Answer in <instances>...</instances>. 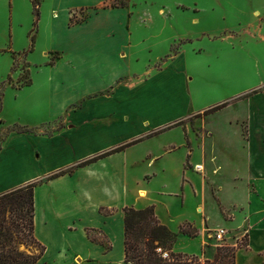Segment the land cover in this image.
<instances>
[{
  "label": "rangeland",
  "instance_id": "374dc122",
  "mask_svg": "<svg viewBox=\"0 0 264 264\" xmlns=\"http://www.w3.org/2000/svg\"><path fill=\"white\" fill-rule=\"evenodd\" d=\"M37 2L38 16L35 0H0V148L12 134L49 133L63 125L60 107L72 89L80 94L74 105L88 104L72 119L118 125L120 138L184 116L182 125L133 145L158 150L172 142L178 164L187 150L181 127L186 132L189 125L195 133L188 143L202 171L213 172L202 154L215 152L223 168L214 177L230 197L233 173L244 171L245 143L238 136L246 137L247 121H264V0ZM69 70L74 75L64 78ZM225 100V108L196 116ZM176 174L169 179L173 186ZM209 194L208 187L207 205L217 219ZM240 230L227 244L247 243V228ZM210 246L217 250L220 244ZM179 247L195 252L198 240L180 241Z\"/></svg>",
  "mask_w": 264,
  "mask_h": 264
},
{
  "label": "crops",
  "instance_id": "0c3cea01",
  "mask_svg": "<svg viewBox=\"0 0 264 264\" xmlns=\"http://www.w3.org/2000/svg\"><path fill=\"white\" fill-rule=\"evenodd\" d=\"M66 74L67 79L74 75L70 70ZM78 95L70 89V98L60 107L66 118L59 128L49 133L12 134L0 148V194L37 182L34 234L46 249L36 264H131L125 258L124 208L149 205L155 206L158 218L172 231L179 232L184 222H192L199 230L194 238L180 234L175 251L212 258L216 248L210 246L214 240L208 236L209 229L226 227L229 239L236 227L240 232L246 227L248 246L237 250L236 264H264V121H247L246 137L242 132L238 136L245 143L244 171L235 170L227 188L230 197H225L214 177V172L223 168L215 152L210 157L202 154L204 163L214 165L212 173L195 171L194 165L202 163L194 155L193 144L188 143L195 133L189 125L186 132L179 126L184 139L181 145L187 150L178 164L171 158L177 150L172 142L161 143L158 150L152 145L143 148L141 142L79 166L136 137L155 134L184 116L148 123L144 132L126 131L120 138L118 125L102 122L91 126L87 120L72 119L73 113L88 106L74 105ZM61 170L65 172L49 177ZM174 173L179 175L175 186L169 181ZM208 187L217 219L207 205ZM214 194L227 215L221 212ZM193 240H198L197 251L179 247L180 241Z\"/></svg>",
  "mask_w": 264,
  "mask_h": 264
},
{
  "label": "trees",
  "instance_id": "16d2710c",
  "mask_svg": "<svg viewBox=\"0 0 264 264\" xmlns=\"http://www.w3.org/2000/svg\"><path fill=\"white\" fill-rule=\"evenodd\" d=\"M37 1L35 0L34 6L38 16L39 3ZM28 83L29 79L25 81V84ZM228 104L229 102L226 100L213 104L196 116L219 111ZM183 123L184 120L179 119L169 123L158 132ZM143 138L142 136L137 137L84 160L78 165L82 166L113 152L121 151ZM64 172L61 170L49 177L53 178ZM36 183L30 182L0 194V264H36L45 252V245L38 241L34 234V188ZM124 213L125 258L131 264H236L237 250L248 246L249 237L247 233L245 245L232 246L227 243L220 245L212 258L178 252L174 250V245L180 234L193 238L199 235V230L192 222L182 223L179 232H174L158 218L154 205L145 208L128 206L124 208ZM159 248L162 251H159ZM164 252H167V255H164Z\"/></svg>",
  "mask_w": 264,
  "mask_h": 264
},
{
  "label": "built area",
  "instance_id": "2783aa9c",
  "mask_svg": "<svg viewBox=\"0 0 264 264\" xmlns=\"http://www.w3.org/2000/svg\"><path fill=\"white\" fill-rule=\"evenodd\" d=\"M196 171H202L204 169V166L202 164H196L194 166ZM230 234V230L226 227H219L216 229H209L208 230V236L212 240H215L220 245L226 244L228 235ZM159 251H162L161 248L158 249ZM164 255H167V252H164Z\"/></svg>",
  "mask_w": 264,
  "mask_h": 264
}]
</instances>
